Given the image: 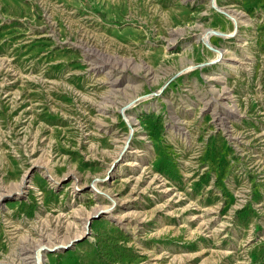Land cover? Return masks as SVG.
I'll return each mask as SVG.
<instances>
[{"label": "rangeland", "instance_id": "374dc122", "mask_svg": "<svg viewBox=\"0 0 264 264\" xmlns=\"http://www.w3.org/2000/svg\"><path fill=\"white\" fill-rule=\"evenodd\" d=\"M0 264H264V0H0Z\"/></svg>", "mask_w": 264, "mask_h": 264}, {"label": "bare ground", "instance_id": "6f19581e", "mask_svg": "<svg viewBox=\"0 0 264 264\" xmlns=\"http://www.w3.org/2000/svg\"><path fill=\"white\" fill-rule=\"evenodd\" d=\"M34 259H36V258H34ZM35 262V261H34Z\"/></svg>", "mask_w": 264, "mask_h": 264}]
</instances>
